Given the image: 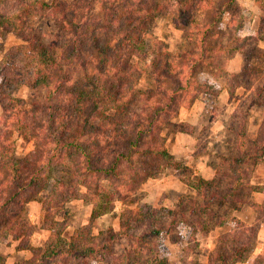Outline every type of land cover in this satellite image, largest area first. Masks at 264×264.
Listing matches in <instances>:
<instances>
[{
	"label": "trees",
	"instance_id": "obj_1",
	"mask_svg": "<svg viewBox=\"0 0 264 264\" xmlns=\"http://www.w3.org/2000/svg\"><path fill=\"white\" fill-rule=\"evenodd\" d=\"M254 3L260 12L257 27L237 37L244 10L235 0H223L219 7L214 0H0V34L10 31L20 41L0 58V243L11 238L18 242L17 251L31 249L33 225L26 205L38 202L44 213L41 228L52 234L25 264H170L146 256L153 252L146 241L164 231L154 226L159 221L154 209L134 212L133 222L147 227L137 237L140 246L132 245L130 261L128 253L116 254L114 237H133L132 212L120 232L105 240L103 234L93 236L90 222L66 240L67 218L56 217L72 201L90 206V221L112 212L116 202L137 206L140 201L131 197L139 187L171 165L187 171L181 180L195 196L179 197L172 211L163 210L172 215L169 229L181 224L208 233L211 226L227 223L225 215L214 217V202L234 201L242 189L264 190L250 186L240 168L264 153V137L251 141L254 154L246 150L245 120L236 134L239 155L221 156L209 180L191 181L162 135L166 127L181 128L173 119L200 94L219 95L213 86L200 84L197 73L216 69L225 90L245 88L241 81L230 85L238 73H229L217 60L240 54L239 72L250 70L248 44L264 42V0ZM160 17H170L184 32V44L175 53L163 41L149 40ZM223 17L229 18L228 33L221 28ZM36 18L52 21L56 30L35 27L31 21ZM143 78L144 90L139 86ZM24 87L42 94V101L34 105L16 97ZM245 99L241 104L247 110ZM16 138L31 146L19 157ZM57 169L69 175L66 181L52 177ZM231 222V229L217 238L208 264L242 263L252 254L257 230L238 218ZM258 257L256 264H264V254Z\"/></svg>",
	"mask_w": 264,
	"mask_h": 264
},
{
	"label": "rangeland",
	"instance_id": "obj_2",
	"mask_svg": "<svg viewBox=\"0 0 264 264\" xmlns=\"http://www.w3.org/2000/svg\"><path fill=\"white\" fill-rule=\"evenodd\" d=\"M214 1L218 7L223 2V0ZM240 3L244 5V7L242 6L244 10V23L240 34L238 31L236 32L237 37H243L252 28L254 30L257 27L259 18V14L256 15V10L252 5V0H241ZM31 22L35 27H40L47 32L56 30V25L52 21L36 18ZM228 23L229 18L223 17L221 28L225 33L229 32L226 29ZM231 38L232 34L229 33L226 39L229 41ZM154 39L163 41L168 45L170 52L175 53L184 44V32L174 27L170 17H160L155 20L152 26L149 40ZM19 43V39L12 32L4 30L0 34V58L8 48ZM246 52V61L250 64V70L243 73L237 72L238 74L233 73L238 76L232 79L230 83L231 85L234 80L241 81V85L245 88H232V85L230 86L232 91L230 92L227 89L226 95L221 98H214L212 95L203 93L200 94L195 100L200 106V110L195 112L196 120L193 116L187 119V115L184 117L182 115L180 118H177V115L173 119V124L182 125L181 128L169 126L162 131V135L165 141H168L166 142L168 145L170 143L177 145L176 138L178 135H181L178 145H185V150L178 154L180 157L168 152L172 159L181 164L182 169L186 167L189 170L188 175L193 182L199 178L212 179L215 173V166L220 161L221 156L229 155L234 158L239 155V152L235 150V141L238 139L236 134L240 131V123L242 120H245L243 139L245 137V141L248 142L246 147L247 151L254 154L256 150L251 145V141L264 137V51L254 45L253 42H250ZM228 58L227 55H220L217 60L218 65L224 67L226 71H228ZM217 73L218 70L216 69L199 72L196 74V80L200 84L211 85L214 89L221 92L225 85V80L218 78L216 76ZM139 86L142 90L148 86L145 78L141 79ZM15 96L34 105L43 99V95L39 94L38 91L32 92L25 87L17 91ZM245 97H247V100ZM244 99L246 100L245 105H249L247 110L241 104ZM235 113L238 114L236 115ZM186 120L187 122L191 120L194 124L191 125L184 122ZM229 125L233 129L232 131L229 130ZM16 146V155L18 157L31 149L30 144H26L20 138H16ZM260 155H258L259 158L257 160L249 159L240 166L247 176V178L245 176V181L252 187H264V153ZM184 172L187 171H180L173 165L168 166L156 178L147 179L139 187L138 193L131 197L132 201L136 199H138V202L140 201L137 206H134V203L130 202L126 204L116 202L112 212L93 221H90L91 209L89 205L82 201L67 203L65 211L59 213L56 217L58 221H62L65 216L67 218L64 221L67 225L62 232L63 237L68 240L76 228L90 222L93 236L103 234L102 239L105 240L110 236L109 233H113L116 236L120 232L123 227L122 222L125 221L128 213L132 212L133 214L128 220L131 223L129 234L133 237H114L116 238L114 246L116 254L128 253V260L130 261L133 259L132 245L140 246V240L137 237L143 231L145 232L147 227V223L138 224L133 222L135 218L134 212L138 210V207L143 211H148L151 208L157 212L156 217L159 219L154 226L156 228H162L164 231L146 241L153 250V254L147 252V257L165 258L170 264H208V255L213 250L217 238L231 229V220L233 218H238L246 225L252 227L254 231L257 230L252 254L247 261L238 264H256L260 260L258 256L264 254V190L258 192L251 189H242L235 194L236 200L234 201L227 200L224 203L214 202L211 205L214 217L218 218L225 215L227 223L222 227L211 226L208 233H206L205 228L201 229L197 226L188 227L181 224L176 227L172 225V228L169 229L168 226H170L172 215H166L167 212L164 213L163 210L172 211L174 209V203L178 202L182 196L189 198L195 196L193 188L181 180V173ZM52 177L66 181L69 175L65 171L57 169L52 172ZM46 194L43 193L42 196L45 197ZM221 194H225V192L221 191ZM27 205L26 212L29 217ZM36 209H39V206ZM42 215L43 218L40 225H36L30 220L33 225V232L34 227H42L44 220L43 211ZM192 232L194 234L193 237L190 234ZM51 234L50 232L48 239ZM134 235H136V238H134ZM36 237L35 245L40 244L41 241L39 236ZM17 245L18 242L12 241L11 238L0 243V254H2L4 264H25L31 259V251L29 254L31 257L26 259L28 255L16 251ZM42 247L40 246L38 248ZM38 248L31 249L35 250Z\"/></svg>",
	"mask_w": 264,
	"mask_h": 264
},
{
	"label": "crops",
	"instance_id": "obj_3",
	"mask_svg": "<svg viewBox=\"0 0 264 264\" xmlns=\"http://www.w3.org/2000/svg\"><path fill=\"white\" fill-rule=\"evenodd\" d=\"M235 1H236V3L239 6H241V7L243 6L244 7V5L240 3L241 0H235ZM252 5H253L254 9L256 10L255 11L256 12V15L257 14H260L259 9L257 8V6L254 3V0H252ZM253 22H255V20H253ZM254 31H255V29L253 30V28H252L250 30V32L245 33L244 35L253 34ZM257 47L260 48L262 51H264V42H258ZM227 64H228V71H229V73L233 74V73L239 72L241 70V67H242V57H241V55L240 54H235V55L229 57L227 59ZM219 90H220V88H219ZM225 95H226V90L223 88L221 92L219 91V95L217 96V98L218 97L221 98V97H223ZM197 110H200V106L197 103V101H195L194 104H192L191 108H189V109H184V108L181 109L179 111V113H178V117L177 118H180L182 115H183V117L185 115H187V117H188L187 119H189V117H192V116L195 117V112ZM195 120H196V117H195ZM184 122H187V120L184 121ZM187 123L188 124H191V125L194 124V123L191 122V120L189 122H187ZM180 137H181V135H178L177 138H176L177 145L171 144V143L168 145V143H166V146L168 147V151L171 152L170 154L177 155V157H180L178 154H180V152H183L185 150V145L184 146L183 145H178L179 144ZM166 142H168V141H166ZM170 148H171V150H170ZM37 206H39V209H36ZM40 206L41 205L39 203H37V202H30L27 205V209L29 211L30 220L32 221V223H34L36 225L37 224L40 225L42 223L41 221H42L43 215H42V209H41ZM50 232L51 231L44 230L41 227H38V228L34 227V232H33L32 237L30 239L31 248H35V247L38 248L40 246H43L42 244H44L45 241L48 239ZM36 236H39L41 238L40 244H37V245H35V241H36V238H37ZM62 236H63V234H62ZM30 251H31V254H32V249L18 251V253H22V254L28 255V256H26V259H29L31 257V255H29L30 254ZM0 256H2V254H0Z\"/></svg>",
	"mask_w": 264,
	"mask_h": 264
}]
</instances>
